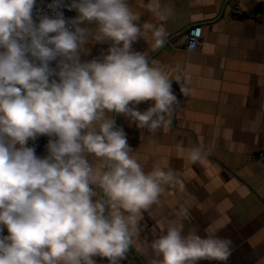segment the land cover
I'll return each mask as SVG.
<instances>
[{"label":"clouds","instance_id":"9594fccd","mask_svg":"<svg viewBox=\"0 0 264 264\" xmlns=\"http://www.w3.org/2000/svg\"><path fill=\"white\" fill-rule=\"evenodd\" d=\"M146 7L163 22L174 15L160 0ZM47 8L0 0V264H121L163 185L184 188L171 169L145 172L116 124L122 115L152 134L171 124L180 104L173 80L133 49L146 33L162 47L168 33L142 22L129 0H51ZM64 8L77 15L66 18ZM92 40L109 47L82 60ZM175 81L183 96L193 94ZM40 136L49 138L43 157L29 146ZM176 147L192 163L211 154L204 145ZM188 216L181 210L150 242V264H227L233 241L185 233Z\"/></svg>","mask_w":264,"mask_h":264},{"label":"crops","instance_id":"0c3cea01","mask_svg":"<svg viewBox=\"0 0 264 264\" xmlns=\"http://www.w3.org/2000/svg\"><path fill=\"white\" fill-rule=\"evenodd\" d=\"M150 2L129 0L142 22L163 26L176 39L189 27L201 25L203 37L192 52L177 44L154 47L150 33L133 44L173 80L180 104L171 124L155 134L122 115L116 116V124L126 132L131 155L145 172L157 166L171 169L184 188L163 185L159 203L143 212L140 231L121 264H150V242L164 234L168 222L183 209L189 212L185 233L194 229L203 237L216 232L233 241L227 264H264V163L253 159L264 150V21L250 20L264 0H160L174 8L166 22L149 11ZM234 7L241 9L239 16L231 15ZM76 15L73 11V18ZM86 47L89 52L82 60L99 57L109 44L92 40ZM177 77L192 95L180 93ZM151 104L143 102L138 108L144 111ZM181 142L185 149L204 145L211 154L202 163H192L177 151ZM95 259L108 264L106 258Z\"/></svg>","mask_w":264,"mask_h":264},{"label":"built area","instance_id":"2783aa9c","mask_svg":"<svg viewBox=\"0 0 264 264\" xmlns=\"http://www.w3.org/2000/svg\"><path fill=\"white\" fill-rule=\"evenodd\" d=\"M70 0H65V3H69ZM51 3V0H37L38 9L43 12L50 13V10L47 8V5ZM64 15L66 18H73V11H68L67 8L63 9ZM241 14V9L239 7H234L231 15L239 16ZM251 21L254 22H262L264 21V3H262L257 11L250 17ZM203 37V27L201 25H194L189 27L186 31H184L179 39H176L177 36H167L166 43L164 46L176 44L183 47L186 51L192 52L195 51L201 44ZM163 46V47H164ZM53 66H55L53 64ZM47 136H40L36 141H29V146L35 147L36 154L40 157L47 155L46 145L48 143ZM253 159L259 160L264 163V150L260 151L257 155H254ZM3 235H7V230L5 229Z\"/></svg>","mask_w":264,"mask_h":264},{"label":"trees","instance_id":"16d2710c","mask_svg":"<svg viewBox=\"0 0 264 264\" xmlns=\"http://www.w3.org/2000/svg\"><path fill=\"white\" fill-rule=\"evenodd\" d=\"M3 234V233H2Z\"/></svg>","mask_w":264,"mask_h":264}]
</instances>
